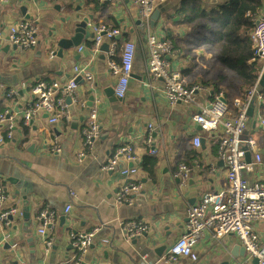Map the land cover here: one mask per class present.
<instances>
[{"label": "crops", "instance_id": "1", "mask_svg": "<svg viewBox=\"0 0 264 264\" xmlns=\"http://www.w3.org/2000/svg\"><path fill=\"white\" fill-rule=\"evenodd\" d=\"M182 1L168 0L162 5L153 28L151 18L148 26L137 25L141 21L139 10L130 0H12L8 4L0 3V49L9 48L2 56L4 62L0 68V113H5L8 120L0 123V135H5L12 125V138L0 144V188L10 198L0 204V213L11 208L19 212L13 216L9 228L0 226V264H258L256 259L248 261L237 237L228 235L217 240L208 231L195 247L200 255L198 261L180 258L172 263L163 258L187 231L183 200L197 204L204 193H217L226 184V168L216 149L219 133L201 131L191 118L198 107L212 101L214 94L222 93L226 103L231 104L239 94L238 84H232L231 72L225 79L205 75L206 61L197 62L198 65L194 61L195 56L200 61L202 53L194 57L183 55V43L201 45L198 36L205 34L197 27L176 25L178 17L173 25L169 22L175 6ZM199 1L204 5L212 2ZM261 2L259 13L264 16V0ZM23 8H26V15H22ZM71 14L90 16L92 25L105 24L122 32L118 38L116 62L120 61L126 42L135 44L136 54L124 99L111 102L106 96L108 91L116 97L117 79L108 67L107 52L90 50L91 37H84L79 47L65 50L62 58L52 55L57 47L48 50L46 44L71 26L61 22L66 18L69 23ZM24 22L32 23L37 30V45L28 52L10 44V30L20 29ZM53 28L56 29L53 31ZM86 30L90 32L88 27ZM148 33L160 39L172 38L179 46L178 53L168 60L171 69L181 74L184 84L200 86L198 106L169 105L163 80L148 78L145 58ZM66 36L71 37L73 33ZM74 68L88 73L90 79L81 73L75 75ZM73 77L77 84V102L68 103L72 114L70 124L64 121L50 124L44 112L29 122L23 120V112L33 101L23 85L29 87L40 81L66 84ZM214 88L220 92H214ZM89 91H93V103L89 101ZM8 92L15 94L8 98ZM94 110L99 135L88 146L83 139L82 125ZM229 110L231 115L235 113L232 106ZM261 119H264V90L262 100L252 106V117H249L245 132L256 143L255 150L249 151L252 161L244 171L250 184L264 183ZM150 125L153 127L151 133ZM195 137L201 139L200 148L193 144ZM55 139L59 141L60 153L51 151ZM124 145L134 149L137 159L133 163L121 160L114 169L108 170V163ZM152 150L156 152L155 157L150 155ZM255 153L261 155L258 164L253 161ZM146 157L157 160L153 177L144 170ZM180 164L194 168L185 182L176 176ZM124 169H130V174L123 175ZM127 182L139 183L142 188L137 195L131 196L130 203L119 204L118 193ZM70 192H75L76 199L71 212L63 215ZM44 210L55 211L56 218L42 235L38 232L39 216ZM119 220L143 225L145 232L134 238L136 242L128 239L127 232L118 225ZM94 230L97 231L90 248L76 258L72 249L73 236ZM253 230L264 245V223H255ZM46 240L51 242L49 247ZM159 248L164 250L157 251Z\"/></svg>", "mask_w": 264, "mask_h": 264}, {"label": "built area", "instance_id": "2", "mask_svg": "<svg viewBox=\"0 0 264 264\" xmlns=\"http://www.w3.org/2000/svg\"><path fill=\"white\" fill-rule=\"evenodd\" d=\"M12 0H0L2 4H8ZM139 10L141 23L148 26L151 15L158 10L168 0H130ZM251 26V40L253 53L249 64H261L259 77L253 87L245 91L243 95H238L232 100L231 106L235 113L230 114L229 105L224 101L222 93H216L208 105L198 107V112L192 116L191 122L201 131L208 134L220 135L217 140L216 149L219 157L224 162L226 168V184L223 190L213 193H204L197 204H192L188 200H183L182 205L187 217V231L163 256L167 262H176L180 258L189 259L191 262L198 261L200 255L195 247L205 232H210L212 236L221 240L223 237L233 235L238 238L245 249L248 261L256 259L258 264H264V245L253 230L255 223H264V183L250 184L245 178L244 171L248 167L245 159L246 151L240 149V144H246L248 151L255 150V140L246 135L250 105L262 100L264 90V16L261 13H248L246 15ZM165 25V22L162 24ZM93 34L90 50L99 53L104 43L108 44V67L113 76L117 79L115 87L116 98L122 100L126 97L128 85L131 78L133 62L136 54V46L133 42H127L120 57V61L114 60L118 49V38L122 32L105 24L87 25ZM36 27L29 22L21 24L20 29L10 30V44L17 49L28 52L37 45ZM146 67L150 80H160L164 82V94L169 105L177 103L195 105L197 104V93L200 86L188 87L184 84L181 74L173 71L168 59L178 53L172 39H160L154 34H149L146 39ZM83 49L80 48L81 52ZM74 73L82 74L87 79L90 75L83 70L74 68ZM28 93L33 97L31 105L23 112V120L29 122L40 112L47 114L48 122L55 124L64 121L70 124L72 114L68 100L77 102V84L74 77L66 84L57 82L48 83L40 81L32 86L23 85ZM15 92H8L7 97L11 98ZM84 107V104H80ZM7 120L5 113H0V123ZM12 125L5 135H0V144L12 138ZM153 127L149 126V132ZM260 131L264 135V119L260 120ZM82 135L86 145L91 146L99 135L96 111L89 113L83 121ZM243 137V139H242ZM193 144L200 148L201 139L195 137ZM51 151L60 153L61 148L58 140H53ZM150 155L155 157L156 152L150 151ZM137 159L134 149L130 145L121 146L114 154L107 165L108 170L114 169L121 160L133 163ZM254 164L261 162V155L254 154ZM130 169H124L123 175H129ZM194 168L184 164L179 165L177 175L184 182L193 173ZM142 185L134 182H127L118 193L117 202L128 204L132 195H137ZM8 193L0 188V204L7 202ZM10 199V198H9ZM76 199L75 192H70L69 201L66 204L63 215H68ZM19 212L16 208H11L0 213V226L9 228L10 218ZM56 218L55 211L44 210L40 213L39 220L41 226L38 232L45 235L47 228L51 227ZM118 225L127 232L128 239H134L144 233L143 225L135 222L118 221ZM97 230L88 233L74 235L72 238V249L75 257L79 258L90 248ZM46 246L51 242L46 240Z\"/></svg>", "mask_w": 264, "mask_h": 264}, {"label": "trees", "instance_id": "3", "mask_svg": "<svg viewBox=\"0 0 264 264\" xmlns=\"http://www.w3.org/2000/svg\"><path fill=\"white\" fill-rule=\"evenodd\" d=\"M261 6V0H212L207 5L199 0H183L179 6H175L176 10L174 15L169 17V22L173 25L174 19L178 17L176 25L202 30L205 34L201 40L202 44L210 46L216 52L218 63L233 74L232 84H238V95H243L247 89L254 86L261 71V64H249L253 53L252 26L246 15L258 13ZM174 46L179 50L176 42ZM214 92L220 91L214 88ZM227 104L230 108L231 103ZM156 163L155 158L146 157L143 161L144 170L150 177L154 175Z\"/></svg>", "mask_w": 264, "mask_h": 264}, {"label": "water", "instance_id": "4", "mask_svg": "<svg viewBox=\"0 0 264 264\" xmlns=\"http://www.w3.org/2000/svg\"><path fill=\"white\" fill-rule=\"evenodd\" d=\"M34 3H36V2H34ZM56 9L59 10L60 8L58 6H56ZM21 11H22V15H26V8H23ZM76 12H78V10ZM159 15H160L159 10L154 11V13L152 14L151 21H150L151 28L154 27L155 22L158 20ZM70 16L72 17V19L69 21V23H68V19H66V18H62L61 22H62L63 25L69 24L71 26L65 28L64 30H62L60 32V34H56L54 38L57 37L56 38L57 40L53 39L50 43L46 44V46L48 47V50L53 49L54 47H57L56 52H54L52 55H55V56H57L59 58H62L63 52L65 50H70L72 48L79 47L81 42H82V39L84 37L93 38V34H91L89 31L86 30L87 24L90 22V20H92V18L90 16L81 17L79 14H75V15L71 14ZM25 17L28 18V19H31L30 16H25ZM140 23H141V21H138L137 25H140ZM0 28H2L1 24H0ZM55 29L56 28H53V31ZM123 30L125 31L126 29H123ZM69 32H72L73 36H71V37L66 36V35L69 34ZM7 47L5 46V48L0 49V54H1L0 55V68L2 66V63L4 62L2 56H3V54H6L8 49H9ZM100 50H101L102 53H106L108 51V44L104 43L101 46ZM0 81L2 82L1 77H0ZM62 84H64V82ZM105 93H106V96L109 98V100L111 102L118 101V98H116V97L113 98V94L109 93L108 91L105 92ZM89 95H91L90 98H89V101H91L93 103L94 102L93 91H89ZM68 103H70V100H68ZM92 103L89 104V106H92ZM252 106H253V103L250 105V108L248 110L249 117H252ZM239 147H240L241 150L246 151L245 159H246V162L248 164H250L251 161H252V158H251V154L248 151V148H247L246 144L241 143ZM15 190L18 193V187H16ZM22 215H24V214H22ZM26 215L27 214H25V216ZM62 218L63 217H61V220H63ZM12 219L13 218L11 217L10 220L12 221ZM134 241L136 242L137 240L134 239ZM133 244H135V243H133ZM163 250H164V248L157 249V251H163ZM243 251H244V248H243ZM255 263H257V260H255ZM14 264H17V263H14Z\"/></svg>", "mask_w": 264, "mask_h": 264}, {"label": "rangeland", "instance_id": "5", "mask_svg": "<svg viewBox=\"0 0 264 264\" xmlns=\"http://www.w3.org/2000/svg\"><path fill=\"white\" fill-rule=\"evenodd\" d=\"M204 36L199 35L198 36V40H202ZM181 51L183 53V55L185 57L191 55V56H195L198 55L199 53H202L201 55V60L199 61V58L197 56H195L194 61L195 63L199 62V64L201 63H207L206 67H207V72L205 75H215L217 79L219 78H223L225 79V77L228 76V74H230L228 71H226V69H224L217 61L216 59V53L212 51L211 47L205 44H201L196 46L195 44H191L188 42H185L182 44L181 46ZM198 65V63H197ZM204 74V72L202 73ZM197 75V72H196ZM243 139V137H242Z\"/></svg>", "mask_w": 264, "mask_h": 264}]
</instances>
